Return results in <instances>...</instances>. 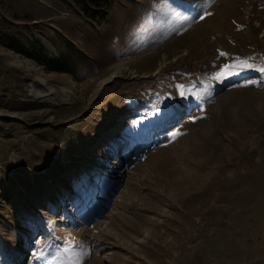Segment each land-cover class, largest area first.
Listing matches in <instances>:
<instances>
[{
  "label": "rangeland",
  "instance_id": "obj_1",
  "mask_svg": "<svg viewBox=\"0 0 264 264\" xmlns=\"http://www.w3.org/2000/svg\"><path fill=\"white\" fill-rule=\"evenodd\" d=\"M107 17L0 0V264H264V0H113ZM9 51L76 98L37 97Z\"/></svg>",
  "mask_w": 264,
  "mask_h": 264
},
{
  "label": "trees",
  "instance_id": "obj_2",
  "mask_svg": "<svg viewBox=\"0 0 264 264\" xmlns=\"http://www.w3.org/2000/svg\"><path fill=\"white\" fill-rule=\"evenodd\" d=\"M80 6L83 14L92 22L105 21L109 14V9L113 0H75ZM10 48L34 58L38 62L44 63L50 70H58L64 72H75L76 61L70 53H60L49 55L43 48L32 51L27 46L22 45L18 41H11Z\"/></svg>",
  "mask_w": 264,
  "mask_h": 264
},
{
  "label": "bare ground",
  "instance_id": "obj_3",
  "mask_svg": "<svg viewBox=\"0 0 264 264\" xmlns=\"http://www.w3.org/2000/svg\"><path fill=\"white\" fill-rule=\"evenodd\" d=\"M5 55L9 61H11L12 63H15L17 66H19L24 71H26L27 77L33 80L30 83V86H31L32 92H34L35 95H37V97L47 98L50 100L56 99V100L63 101L65 103L72 102L76 98L77 91L75 90L77 89V86L79 85V83L74 78H70V77L67 78L66 82H71L70 85L68 87L61 89L60 94L56 96L55 92L57 91V89L55 88V86H52L50 84L45 85L47 83V80L49 78H52L51 74L48 75V77L47 76L43 77L41 75L40 68L30 63L28 60L21 59L16 54L10 51L7 52ZM111 75L114 76V73H112Z\"/></svg>",
  "mask_w": 264,
  "mask_h": 264
},
{
  "label": "snow or ice",
  "instance_id": "obj_4",
  "mask_svg": "<svg viewBox=\"0 0 264 264\" xmlns=\"http://www.w3.org/2000/svg\"><path fill=\"white\" fill-rule=\"evenodd\" d=\"M200 18L203 19V16H201ZM246 67H247V68H254V67H256V66L253 65V64H247ZM258 70H259L260 72L264 73V67H260ZM182 95H183V94H182ZM64 251H65V252H70L71 249H70V248H66ZM34 255H36L37 258H39V257H42V256L44 255V253L41 251V252H39L38 254H34ZM69 264H80V257H79V255H77V254H73L72 258H71L70 261H69Z\"/></svg>",
  "mask_w": 264,
  "mask_h": 264
}]
</instances>
